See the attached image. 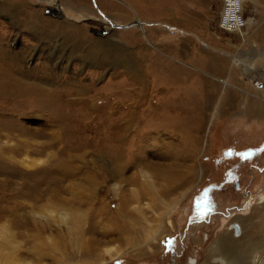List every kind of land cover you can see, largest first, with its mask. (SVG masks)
I'll return each mask as SVG.
<instances>
[{"label":"rangeland","instance_id":"rangeland-1","mask_svg":"<svg viewBox=\"0 0 264 264\" xmlns=\"http://www.w3.org/2000/svg\"><path fill=\"white\" fill-rule=\"evenodd\" d=\"M147 1L0 0V264L264 263V0L244 35Z\"/></svg>","mask_w":264,"mask_h":264},{"label":"crops","instance_id":"crops-1","mask_svg":"<svg viewBox=\"0 0 264 264\" xmlns=\"http://www.w3.org/2000/svg\"><path fill=\"white\" fill-rule=\"evenodd\" d=\"M147 3L149 5L157 3L158 12H157L156 17L159 21H162V20L169 21V22L173 21L175 24L181 25L178 28L182 31L187 26H189V23H191L192 21L199 20V13L205 11L207 0H148ZM221 5H222V0H215L216 17L214 19L216 22L218 19V13H219V10L221 8ZM247 21H248V18H247ZM186 30H184V31L187 32ZM152 33L153 32L150 28L148 34L152 35ZM135 34H137V32H135ZM196 34H198V32H196ZM141 43L142 42H140L139 39L135 41L136 45H139ZM110 48H112V47H110ZM101 49H104V48L100 44H96L95 48H94V51L96 50V52H92V53H98L99 51H101ZM112 49H114V48H112ZM235 58H240L242 60V62L237 63L235 61ZM233 61L236 64H239L241 66V68L244 69L245 71H248L250 68H254L253 63L248 62L244 58V56L235 55L233 58ZM196 66L197 65H193V64L188 63V62H183L178 67L189 69L191 67H196ZM161 76H162V73H159V77H161ZM223 82H227V81L223 80ZM224 93L225 92H223V93L221 92V94L225 95ZM227 93L230 94L229 92H227ZM252 109L257 112L260 109V107L255 106L254 108L252 107ZM160 113L163 114V111H161ZM159 166H161V170H164L165 172L167 171L166 173H168V168H167V170H165V169H163L162 165H159ZM173 179L179 180L180 178L175 175V176H173ZM193 224H195V221ZM196 236L194 237V241H196V242L200 241L201 242L202 238H197ZM131 238H133V237L131 236L130 239ZM135 242H136L135 238H133V240H132V242H130V244H134Z\"/></svg>","mask_w":264,"mask_h":264},{"label":"built area","instance_id":"built-area-1","mask_svg":"<svg viewBox=\"0 0 264 264\" xmlns=\"http://www.w3.org/2000/svg\"><path fill=\"white\" fill-rule=\"evenodd\" d=\"M217 25L224 30L242 33L247 25L242 0H222ZM256 89L264 88V79L253 80Z\"/></svg>","mask_w":264,"mask_h":264},{"label":"bare ground","instance_id":"bare-ground-1","mask_svg":"<svg viewBox=\"0 0 264 264\" xmlns=\"http://www.w3.org/2000/svg\"><path fill=\"white\" fill-rule=\"evenodd\" d=\"M242 1H243V7H244V0H242ZM246 19H247V17H246ZM251 19L252 18H250V20ZM250 20L248 21V23L250 22ZM241 34L244 35L243 32ZM94 52H96V50ZM111 55H115V53H112ZM109 61L117 62L118 60L116 58H110ZM125 61L127 62L128 58H126ZM235 61L237 63L242 62V60L240 58H235ZM236 224H237V227L234 225V223H232L231 224L232 226L230 225L229 228L233 229V234H234V229H235L236 237L242 236L244 233V228H243V226H240L238 223H236ZM235 235H234V237H235ZM241 239H243L242 240L243 243H251V241H250L251 237L250 236L244 237ZM237 241L238 240H235L234 238L231 239L230 237H228V235L226 233H223V232L219 233L218 239H217V244L219 245V247L217 250H216V248L214 249V251H216L214 253L215 254L218 253L219 255H224L226 258H228V259H230V261H232V264H248V258L251 257L252 255L250 254L249 256L246 255V257L245 256L242 257L243 252L241 253V250H239V248L236 245L241 241H238V242ZM263 241H264V239H263ZM261 262H262V260H261Z\"/></svg>","mask_w":264,"mask_h":264},{"label":"flooded vegetation","instance_id":"flooded-vegetation-1","mask_svg":"<svg viewBox=\"0 0 264 264\" xmlns=\"http://www.w3.org/2000/svg\"><path fill=\"white\" fill-rule=\"evenodd\" d=\"M238 224H239V223H238ZM239 225L241 226V224H239ZM231 226H232V225H231ZM234 233H235V230H234ZM197 238H199V237H197ZM191 262H192L191 264L195 263V262H196L195 258H192V259H191Z\"/></svg>","mask_w":264,"mask_h":264},{"label":"water","instance_id":"water-1","mask_svg":"<svg viewBox=\"0 0 264 264\" xmlns=\"http://www.w3.org/2000/svg\"><path fill=\"white\" fill-rule=\"evenodd\" d=\"M234 225L237 227V224L236 223H234Z\"/></svg>","mask_w":264,"mask_h":264}]
</instances>
